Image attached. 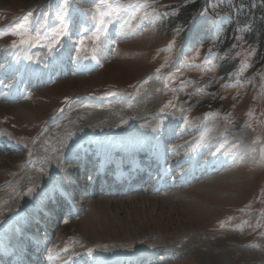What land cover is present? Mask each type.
Here are the masks:
<instances>
[{
	"label": "rangeland",
	"instance_id": "rangeland-1",
	"mask_svg": "<svg viewBox=\"0 0 264 264\" xmlns=\"http://www.w3.org/2000/svg\"><path fill=\"white\" fill-rule=\"evenodd\" d=\"M242 1L0 0V60L17 48L32 47L36 59L64 47L69 51L67 76L61 72L60 80L34 89L38 110L58 113L85 105L88 97L125 94L146 76L163 72L159 111L131 128L150 137L157 124L176 127L181 139L172 143L170 156L183 151L175 166L186 164L192 155L186 149L206 125L228 141L206 159L221 165L230 156L228 167L187 187L157 196L88 198L108 211L95 212L98 225L110 228L104 238L98 232V242L129 241V250L166 258L159 264H264V57L255 50L264 37V0ZM191 2L197 9L181 22L179 12ZM24 37L32 39L31 46L20 45ZM87 57L97 67L75 74L76 61ZM12 119L5 126L19 136L34 137L42 127L40 121L17 126ZM27 153L8 156L17 161Z\"/></svg>",
	"mask_w": 264,
	"mask_h": 264
},
{
	"label": "bare ground",
	"instance_id": "bare-ground-1",
	"mask_svg": "<svg viewBox=\"0 0 264 264\" xmlns=\"http://www.w3.org/2000/svg\"><path fill=\"white\" fill-rule=\"evenodd\" d=\"M64 48L57 59H53L52 56V58L48 56L36 59L37 54H32L31 49L18 48L8 50L5 54L6 60H0V64L5 63L0 68V138L9 147L28 151L26 156L17 161L10 158L8 154H0V179H2L0 182V233H4L3 227H7L5 232L12 231L15 236H19L25 232L22 227V223L25 222L39 232L35 235L34 231L27 230L28 234L35 235L36 238H42L43 232H47V235L52 238L55 256L65 252L70 257L89 264L95 262L124 264L129 258L139 260L143 257L144 259L156 258L158 255L156 251L129 250V241L124 242L129 243L126 245L113 246L109 245L111 242H98V232L104 238L110 231L109 227L98 225L101 220H99L98 213H95L97 210L108 212L103 202L93 204L86 199L80 202L75 200L77 215L71 221L64 219L57 228L51 220L56 218L54 215L56 213H52V210L50 213L44 211L49 206L47 201L54 200L61 188L66 187L71 194L77 192L82 195L86 192L82 190V187L86 186L84 179L78 181L75 178L77 168L71 165L63 166L65 160L73 157L77 149L89 143L95 142L99 145L107 144L106 146L115 147L132 142L128 140L133 138L146 139L142 131L131 127L147 115L159 111V101L165 91L163 73L155 72L143 78L129 93H121L108 99L88 97L85 99V105L71 107L67 111L58 113L38 110L34 99L36 97L34 89L38 88L40 83L44 86L45 81H50L49 73L51 71L57 73L60 69L58 66H61L64 71L67 70V49ZM76 64V74L83 75L90 73L97 66V63L89 57L84 60L79 58ZM13 76L15 80L9 83ZM5 81H8L6 88H2ZM8 116L13 117L17 126L22 124L33 126L40 121L42 127L34 137L19 136L5 126V121H7L5 119ZM160 126L157 124L154 127V134L159 131ZM161 130L164 129L161 128ZM209 131V127H206L203 133L207 134ZM217 139L219 140L220 137ZM134 142L138 143L137 140ZM211 142L212 140L207 145ZM217 145L218 143L213 148L209 147V151L204 153L200 160L207 159L215 151ZM189 149L188 147L187 150ZM196 149L197 147L193 151ZM182 151L177 152L174 159L178 158ZM191 174L196 175L197 173ZM71 178H74V181H71ZM74 183L76 186L73 185ZM147 194L153 195L152 192ZM41 210L44 216L41 217L43 219H38ZM46 214L49 216L47 220L45 219ZM40 223L43 228L39 229L36 224ZM68 223L71 228L67 230L70 226H67ZM108 224L114 228L113 224L109 222ZM106 229L107 231L103 232ZM69 247L72 249L68 250ZM163 261H167L166 258Z\"/></svg>",
	"mask_w": 264,
	"mask_h": 264
},
{
	"label": "trees",
	"instance_id": "trees-1",
	"mask_svg": "<svg viewBox=\"0 0 264 264\" xmlns=\"http://www.w3.org/2000/svg\"><path fill=\"white\" fill-rule=\"evenodd\" d=\"M249 1L250 0H243L242 2H246L248 4ZM254 1H256V0H254ZM191 3H193V4L191 6H189L190 7L189 10H186V9H183V10L181 9L180 10V12H179L180 16H178L177 18H178V20H182L181 22H184V20L187 21V19L191 16V14L196 11V9H197L196 4L197 3L196 2H191ZM246 3L238 4L236 2V5H240L241 7L249 6ZM184 17H185V19H184ZM263 44H264V37L262 39H260V41H258V46L255 48L256 54L260 58L264 57V53L262 52L263 48H264ZM231 68H232V66L231 67L230 66L227 67L226 71H224V72H227V70L229 71Z\"/></svg>",
	"mask_w": 264,
	"mask_h": 264
},
{
	"label": "snow or ice",
	"instance_id": "snow-or-ice-1",
	"mask_svg": "<svg viewBox=\"0 0 264 264\" xmlns=\"http://www.w3.org/2000/svg\"><path fill=\"white\" fill-rule=\"evenodd\" d=\"M103 22H104L103 15H101L99 23L100 24H103ZM14 34H20V32L18 31V32L14 33ZM19 43H20V45L31 44L32 43V39L31 38H28V37H24V38H21V40H20ZM16 46H17L16 44H13L12 45L13 48H15Z\"/></svg>",
	"mask_w": 264,
	"mask_h": 264
}]
</instances>
